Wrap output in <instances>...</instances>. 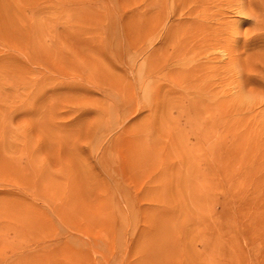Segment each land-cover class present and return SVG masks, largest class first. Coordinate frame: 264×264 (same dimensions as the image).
Listing matches in <instances>:
<instances>
[{"label": "rangeland", "instance_id": "rangeland-1", "mask_svg": "<svg viewBox=\"0 0 264 264\" xmlns=\"http://www.w3.org/2000/svg\"><path fill=\"white\" fill-rule=\"evenodd\" d=\"M0 264H264V0H0Z\"/></svg>", "mask_w": 264, "mask_h": 264}, {"label": "bare ground", "instance_id": "bare-ground-1", "mask_svg": "<svg viewBox=\"0 0 264 264\" xmlns=\"http://www.w3.org/2000/svg\"><path fill=\"white\" fill-rule=\"evenodd\" d=\"M196 1V0H195ZM206 1V0H205ZM209 1V0H208ZM201 3V2H200ZM198 4V3H197ZM211 4V3H210ZM192 9V8H191ZM208 17V16H207ZM212 20V19H211Z\"/></svg>", "mask_w": 264, "mask_h": 264}]
</instances>
